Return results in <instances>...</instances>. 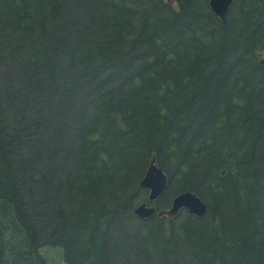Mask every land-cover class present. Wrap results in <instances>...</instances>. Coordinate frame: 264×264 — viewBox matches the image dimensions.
Instances as JSON below:
<instances>
[{
	"label": "trees",
	"instance_id": "trees-1",
	"mask_svg": "<svg viewBox=\"0 0 264 264\" xmlns=\"http://www.w3.org/2000/svg\"><path fill=\"white\" fill-rule=\"evenodd\" d=\"M0 70V264H264V0H0Z\"/></svg>",
	"mask_w": 264,
	"mask_h": 264
},
{
	"label": "water",
	"instance_id": "water-1",
	"mask_svg": "<svg viewBox=\"0 0 264 264\" xmlns=\"http://www.w3.org/2000/svg\"><path fill=\"white\" fill-rule=\"evenodd\" d=\"M171 2L173 0H167ZM234 0H209V7L213 14L219 18H224L228 13ZM168 177L153 157L140 186L148 191V200L135 207L133 213L141 220H146L156 213L158 217L172 219L182 210L188 214L202 217L208 211L207 204L194 192L184 191L176 195L171 206L167 209L157 211V207L152 203L156 201L167 188Z\"/></svg>",
	"mask_w": 264,
	"mask_h": 264
},
{
	"label": "rangeland",
	"instance_id": "rangeland-1",
	"mask_svg": "<svg viewBox=\"0 0 264 264\" xmlns=\"http://www.w3.org/2000/svg\"><path fill=\"white\" fill-rule=\"evenodd\" d=\"M174 1L175 0L171 1L170 3H173ZM19 113H20V115H22L21 110L19 111ZM15 117H17V116H15ZM18 120H20V119H18ZM12 122H15V121L13 120ZM15 124L16 123H12V129H14ZM17 125H18V127H20V125L22 126L21 120L19 121V123ZM23 133H24V130H23ZM41 252L46 257L48 264H65L64 252H63V249L61 247L45 246L42 248Z\"/></svg>",
	"mask_w": 264,
	"mask_h": 264
}]
</instances>
